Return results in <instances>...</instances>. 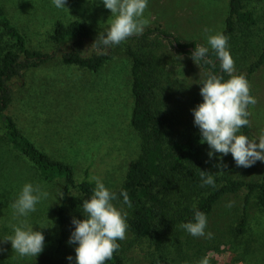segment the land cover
I'll use <instances>...</instances> for the list:
<instances>
[{
    "label": "rangeland",
    "instance_id": "rangeland-1",
    "mask_svg": "<svg viewBox=\"0 0 264 264\" xmlns=\"http://www.w3.org/2000/svg\"><path fill=\"white\" fill-rule=\"evenodd\" d=\"M254 2L261 15L264 0ZM229 3L230 0H148L144 18L149 23L145 30L160 26L181 41L197 40L200 46L210 48L208 36L224 30ZM0 4L25 34L30 48L57 53L55 58L14 79V99L6 113L39 148L70 163L77 181L88 170L91 179L99 178L110 191L117 190L125 181L129 164L141 151V139L131 124L134 97L132 59L125 52L127 46H133L145 57L155 49L161 72L155 81L153 101L162 108L164 119L173 130L184 134L197 131L191 109L195 108L193 99L200 95L199 83L204 80L205 71L190 56H178L167 40L129 37L119 45L109 46L103 52H112V57L96 72L62 62L51 35L57 20H82L92 29L91 36L85 39L86 54L98 52L92 43L99 33H106L115 18L102 0H66L61 9L54 6L53 0H0ZM235 35L228 42V50L235 61V72H245L259 57L264 24L260 20L249 31L238 30ZM71 43L66 41L62 47L68 49ZM250 86L257 101L251 106L256 139L264 133V64L252 75ZM1 128L0 121V248L4 249L0 251V264H76L77 245L70 244L69 249L59 245L56 210L62 201V181L39 182L28 158ZM203 148L206 153L210 150L206 142ZM213 158L219 163V154ZM222 160L223 169L209 167L213 175L227 173L248 180L264 177V162L237 167L231 153ZM26 183L39 185L48 197L36 205V211L18 216L12 204ZM244 197L245 190L225 196L206 216L205 233H212L211 239L193 237L181 228L164 249V255L171 258L170 264H199L206 256L209 264H264V207L252 200L247 207V231H236L244 211ZM113 203L127 213V222L128 207L119 200ZM65 211L69 228L73 226V212L67 208ZM12 225L43 232L44 249L36 258L21 257L10 241L3 242L4 237L14 235ZM123 241L127 264H150L159 257L148 240L136 238L128 227ZM69 255L72 261L67 259Z\"/></svg>",
    "mask_w": 264,
    "mask_h": 264
},
{
    "label": "trees",
    "instance_id": "trees-1",
    "mask_svg": "<svg viewBox=\"0 0 264 264\" xmlns=\"http://www.w3.org/2000/svg\"><path fill=\"white\" fill-rule=\"evenodd\" d=\"M260 20L264 24V10L258 15L254 0H230L225 28L221 34L230 42L238 30L249 31ZM91 34L92 29L82 20L75 19L68 22L57 20L51 37L58 44L62 62L98 72L111 59L112 52L87 55L85 39ZM132 37L144 40L152 38L167 40L178 56L191 57L190 54L195 46H200L197 40L181 41L173 32L160 26L149 28L142 35ZM66 41H72L68 49L62 47ZM260 49L259 57L247 66L245 72L234 73L244 76L249 84L252 75L264 64V39ZM125 52L132 59L134 104L131 124L141 139V151L129 164L122 186L111 191L118 196L122 190L127 191L132 202V207L128 208V228L136 238L148 240L159 253V257L150 264L171 263V258L164 255V249L167 248L168 242L176 239L182 224L194 222L195 209L207 216L225 196L244 190L245 206L236 231L245 233L248 225V204L255 200L264 207V177L259 180H248L227 173L213 175L209 167L216 165V161L213 157L209 158L204 150V143L200 142L199 128L193 133H178L167 124L162 108L153 101L155 81L161 72V64L155 49L146 57L133 46H127ZM56 55V52H43L30 48L25 34L0 4V121L3 127L1 129L28 158L39 175L37 178L39 182L43 180L53 182L57 179L62 181L61 193L64 195L57 207L56 216L60 227L59 245L69 249L68 240L75 225L72 223L73 226L68 228L65 210L70 209L73 217L83 219L82 203L91 198L96 180L89 177L87 170L85 177L77 181L75 169L70 163L54 158L39 148L18 126L14 117L6 113L14 99L12 85L14 79L23 77L28 69L35 68L55 58ZM208 56L216 60L211 48ZM199 65L205 71L204 79L209 73L222 75L225 80L229 78L228 74L222 72L218 61L215 62V66L203 61ZM250 95L254 97L252 86H250ZM202 101L201 95L193 99L195 107ZM251 106L249 105L248 118L250 126L240 130L249 139H253ZM202 170L206 171V175L213 176L215 187L201 186ZM74 190L77 194H73ZM118 200L123 203L122 197ZM70 221L72 222V219ZM117 242L120 248L114 252L112 259L105 261V264H127L124 241Z\"/></svg>",
    "mask_w": 264,
    "mask_h": 264
},
{
    "label": "clouds",
    "instance_id": "clouds-1",
    "mask_svg": "<svg viewBox=\"0 0 264 264\" xmlns=\"http://www.w3.org/2000/svg\"><path fill=\"white\" fill-rule=\"evenodd\" d=\"M105 8L115 17L106 33H99L92 46L98 53L103 54L104 49L112 45H119L134 35H142L149 21L144 18L148 0H102ZM56 8L61 9L66 5V0H53ZM207 31V30H205ZM208 45L215 55L216 60L209 58V47L195 46L191 58L199 66L203 61L215 66L218 61L223 73L228 74L225 80L222 75L209 73L201 83L200 95L203 101L191 109L194 116V125L199 128L200 142L209 146L208 156L219 154V163L215 166L223 169V156L231 153L237 167L248 168L257 161L264 162V133L256 139L242 132L241 128L250 126L249 105H255L256 99L250 95L248 80L235 73V61L228 50V38L223 34L208 36ZM202 185L215 187L213 176L200 173ZM63 193L59 197H63ZM48 197L46 191L40 186L31 183L23 185L18 198L12 204L18 216H27L36 211V205ZM123 198V203L132 207V202L127 191L119 193L110 191L103 182L96 178V186L90 199L82 203L83 219L73 217L75 225L68 243L75 247L76 264H105L112 259L114 252L120 248L119 240L126 238L127 222L126 212L118 209L113 201ZM232 204L229 203L228 207ZM195 209V205L193 206ZM206 215L198 209L194 211V222L181 225L193 237L206 236ZM14 235L4 237L3 242H11L12 249L21 257H37L44 249L45 237L42 231L32 230L12 225ZM43 228V227H41ZM206 238L211 239L212 233H207ZM0 251H4L0 248ZM72 261L73 257H67ZM199 264H209V258H202Z\"/></svg>",
    "mask_w": 264,
    "mask_h": 264
}]
</instances>
